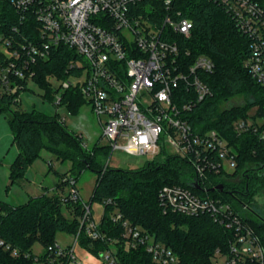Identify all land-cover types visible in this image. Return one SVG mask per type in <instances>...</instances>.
Returning a JSON list of instances; mask_svg holds the SVG:
<instances>
[{
  "label": "built area",
  "instance_id": "obj_1",
  "mask_svg": "<svg viewBox=\"0 0 264 264\" xmlns=\"http://www.w3.org/2000/svg\"><path fill=\"white\" fill-rule=\"evenodd\" d=\"M0 1L9 2L16 14L11 24L4 26L0 22V92L21 90L19 80L33 75L30 65L48 58L52 47L65 45L76 57L67 63V78L51 76L50 81L59 88L55 103L59 105L63 89H78L97 118L101 136L107 140L109 154L104 165H109L114 150L146 155L150 160L162 151L169 153L170 148V154L191 161L197 182L203 181L207 172L233 173L237 152L229 142L215 129L195 131L182 116L210 92L199 72L211 71L214 64L203 54L188 63L182 59L179 37L190 35L193 22L171 8L173 0ZM152 1L168 9L159 19ZM212 1L218 2L238 28L249 35L251 52L244 65L263 85L264 8L256 0ZM24 22L26 31L22 28ZM184 53L188 54V50ZM59 119L64 121L63 116ZM249 124L239 118L233 129L239 134ZM260 137L264 140V131ZM61 182L69 185L63 201L81 200L72 175L65 174ZM158 202L164 212L188 216L207 212L232 231L227 252L215 249L213 264L264 261L260 238L228 202L199 196L177 183L164 184L158 191ZM82 209L79 229L83 227L90 239L103 238L90 204L82 200ZM109 216L121 225L122 237L129 245L143 246L155 264H184L169 245L123 218L118 210ZM0 246L10 249L12 255L18 253L1 237ZM47 250L50 264L61 257L67 258V264L76 260L73 245L62 247L55 241ZM100 258L108 264L116 262L112 248L101 251Z\"/></svg>",
  "mask_w": 264,
  "mask_h": 264
},
{
  "label": "trees",
  "instance_id": "obj_2",
  "mask_svg": "<svg viewBox=\"0 0 264 264\" xmlns=\"http://www.w3.org/2000/svg\"><path fill=\"white\" fill-rule=\"evenodd\" d=\"M256 1L264 8V0ZM152 3L156 6L157 19L168 11L160 3ZM171 8L182 16L190 17L193 22L190 35L179 37L185 63L203 54L214 64L211 71L199 72L210 92L182 116L195 131L201 133L215 129L229 142L237 152L233 173L207 172L203 181L198 182L199 188H195L190 184L196 179L191 161L164 151L159 154H165L162 160L157 156L134 168L104 165L109 154L108 145L96 144L87 150L81 136L69 132L57 112L51 116L35 109L30 112L22 109L17 98L20 91L28 87V81L39 84L45 90L44 97L56 105L55 96L59 88L52 85L47 77L67 78V63L76 55L65 45L52 47L48 58L37 59L30 65V70H33L31 78L19 80L23 85L21 90L0 92V112L8 113L18 148L9 168V177L11 181L21 178L41 146L49 148L57 158L70 159V175L74 178L82 171L81 168L95 171V187L86 202L91 206L96 200L103 206L98 221L103 238L90 239L83 227L79 229L82 200L63 201L62 195L57 193L32 196L18 205L0 200V237L18 249V253L12 255L10 249L0 246V264H50L47 246L56 241L59 230L71 234L79 231L78 240L98 257L101 251L112 248L115 264H155L143 246L132 247L122 237L121 225L109 216L114 210L169 245L184 264H213L211 257L215 249L227 252L232 231L214 221L207 212L193 216L164 212L158 202V191L164 184L171 183L183 185L199 196L228 202L264 246V217L255 205V195L264 188V140L260 137L264 131V84L256 82L244 65L251 52L249 35L238 28L234 18L218 2L173 0ZM15 18L9 2L0 1L2 25L11 24ZM24 24L22 28L26 31L27 22ZM186 50L188 54L184 53ZM234 96L240 97L241 101L227 104ZM83 102L85 100L75 87L60 91L59 104L63 103L71 110H77ZM251 108L254 112L249 116ZM239 118L248 120L250 124L248 129L238 134L233 123ZM64 175L56 183L60 190L66 184L61 182ZM216 185L221 187L209 190ZM108 198L111 203L106 202ZM64 207L67 213L63 212ZM35 242L45 248L40 255L33 252ZM52 264H67V258L55 259ZM99 264L108 263L101 260ZM243 264H264V261L247 259Z\"/></svg>",
  "mask_w": 264,
  "mask_h": 264
},
{
  "label": "rangeland",
  "instance_id": "obj_3",
  "mask_svg": "<svg viewBox=\"0 0 264 264\" xmlns=\"http://www.w3.org/2000/svg\"><path fill=\"white\" fill-rule=\"evenodd\" d=\"M47 79L50 81L51 76H48ZM44 96L45 90L39 84L28 81V87L20 92L19 106L27 112L35 109L51 116L57 112L60 117H64V127L69 132L81 136V141L87 150L92 149L96 144L99 146L107 145V140L101 136V127L88 103L83 102L74 111L63 103L56 106ZM240 101V97L234 96L226 103L230 104ZM253 112L254 108H251L248 112L249 116ZM167 150L171 153L170 148H167ZM17 151L13 130L9 124V115L5 111L0 112V200L10 205H18L30 195L41 194L43 191L47 195L54 193L63 195L68 192V184H65L64 192L60 193V189L56 187L54 182L59 180L62 174L70 175L72 161L70 159L57 158L56 154L45 146L39 147L37 154L26 167L22 177L11 181L9 168ZM164 155H158L157 159L162 160ZM147 160L149 158L146 155H131L121 150H114L110 153L108 163L119 168H134L142 165ZM81 170L75 175V186L81 200L86 202L91 198L97 173L87 168H81ZM255 205L260 215L264 217V188L260 189L255 195ZM91 209L94 220L99 221L103 210L102 204L93 200ZM63 212L67 213L65 207ZM55 239L62 247H71L73 245V253L76 260L68 264L100 263V257L86 249L78 238L75 241V234L59 230L56 232ZM32 247L33 252L37 255L42 254L45 250L43 245L38 242H35Z\"/></svg>",
  "mask_w": 264,
  "mask_h": 264
},
{
  "label": "water",
  "instance_id": "obj_4",
  "mask_svg": "<svg viewBox=\"0 0 264 264\" xmlns=\"http://www.w3.org/2000/svg\"><path fill=\"white\" fill-rule=\"evenodd\" d=\"M190 184H191L192 186H194L195 188H199L198 182H197L196 180L191 181ZM217 187H221V185L213 186V187H211L209 190H214V189L217 188Z\"/></svg>",
  "mask_w": 264,
  "mask_h": 264
},
{
  "label": "crops",
  "instance_id": "obj_5",
  "mask_svg": "<svg viewBox=\"0 0 264 264\" xmlns=\"http://www.w3.org/2000/svg\"><path fill=\"white\" fill-rule=\"evenodd\" d=\"M60 176H62V175H60ZM58 182V180L56 181V182H54L55 184ZM64 188H65V185L63 186V188L60 190V193H62V192H64ZM56 190H57V188H56ZM42 193H45V191H43ZM41 193V194H42ZM47 194V193H46ZM37 195H40V194H36V195H30L29 197H32V196H37ZM29 197H27V199L29 198ZM26 199V200H27ZM26 200H24L23 202H25ZM22 202V203H23Z\"/></svg>",
  "mask_w": 264,
  "mask_h": 264
}]
</instances>
